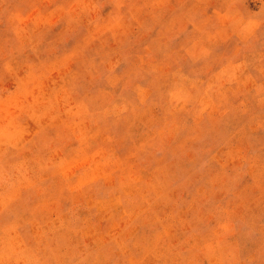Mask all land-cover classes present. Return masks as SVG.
I'll return each instance as SVG.
<instances>
[{"label": "rangeland", "instance_id": "obj_1", "mask_svg": "<svg viewBox=\"0 0 264 264\" xmlns=\"http://www.w3.org/2000/svg\"><path fill=\"white\" fill-rule=\"evenodd\" d=\"M0 264H264V0H0Z\"/></svg>", "mask_w": 264, "mask_h": 264}]
</instances>
